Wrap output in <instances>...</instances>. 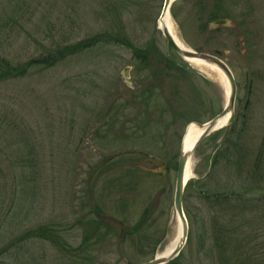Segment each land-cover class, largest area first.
<instances>
[{
    "label": "rangeland",
    "instance_id": "374dc122",
    "mask_svg": "<svg viewBox=\"0 0 264 264\" xmlns=\"http://www.w3.org/2000/svg\"><path fill=\"white\" fill-rule=\"evenodd\" d=\"M94 1L0 0V59L28 67L0 80V264H135L162 252L179 229L173 197L186 127L225 104L221 75L183 60L158 30L164 0H126L113 22L99 16L110 2ZM170 15L183 43L219 51L237 82L231 118L190 155L189 179L208 174V188L228 190L227 170L235 186L245 181L260 147L264 166V0H173ZM214 18L229 24L210 29ZM117 24L130 45L97 41L69 50ZM131 45L153 48L143 60ZM126 66L135 89L123 81ZM227 145L243 151L236 170H225L224 160L213 165ZM134 151L165 161L164 176L136 171L160 163ZM116 156L120 166L101 171L99 163ZM187 190L188 238L176 260L220 264L212 225L200 220L236 209L220 207V199L203 207ZM245 212L260 225L243 248L258 245L264 264V199L260 210ZM40 228L51 233L39 237Z\"/></svg>",
    "mask_w": 264,
    "mask_h": 264
},
{
    "label": "trees",
    "instance_id": "16d2710c",
    "mask_svg": "<svg viewBox=\"0 0 264 264\" xmlns=\"http://www.w3.org/2000/svg\"><path fill=\"white\" fill-rule=\"evenodd\" d=\"M95 0L94 2H97ZM109 1L110 3L107 7L101 8L100 15L103 16L104 19H109L110 21H114L118 15L122 12L123 9V2L126 0H105ZM113 13V14H112ZM112 14V15H110ZM109 28V27H108ZM128 37L125 34V31L121 28V25H115L113 30L107 29L106 31L102 32L98 38H94L93 41L87 40L80 42L73 47H68L69 50L73 49V51H80L85 48H89L93 46L97 41H111L117 44H127L130 45V42L127 40ZM81 47V48H79ZM67 48V49H68ZM133 51H135L136 57L146 60L149 58V53L147 51H151V48H142V47H135L131 45ZM80 49V50H78ZM145 51V52H144ZM63 53V52H62ZM61 54V53H60ZM37 62H40L37 59ZM45 61H43L44 63ZM171 67V66H169ZM174 67V65H173ZM28 67L24 65H20L19 62H11L7 58L0 59V80L6 79L9 77H17L22 76L26 73ZM175 68V67H174ZM177 72L179 74H183V72L179 68ZM182 69V68H181ZM183 70V69H182ZM230 147V148H229ZM218 153L214 156L213 165L217 164L219 160H224L227 164L225 170L234 168L236 170L237 167H234V163H241L243 151L238 150L235 146L231 148L230 145H227L225 148H219ZM226 150V153L223 154V151ZM263 148L261 147L256 152L255 157H253L251 164L249 165L248 173L245 175V181H241L236 183L233 179L234 170L228 171L227 178L225 179L227 183L230 182L231 186L228 190L224 187L220 188L221 190L217 189H210L207 185H211L210 181L213 179L211 175L200 176L196 179H189L187 182L185 191L187 187L191 190V194H189L187 190V197H196V199L203 205V207H212L214 208V202L220 199L221 203L220 207L228 209H236V211L229 212L226 216H222L221 214L218 216H211L210 219L205 220L201 218V222H209L212 225L213 234L215 236L214 247L217 250L216 257L219 258L220 264H262L260 261L261 259V248L258 245H251L249 246V251H245L243 246H247L248 242L252 240H256L258 236V228L260 225V218L256 222H252L256 219L255 215L252 219H248L246 216V210H260L262 205V200L264 199V166H263ZM107 166H105L106 168ZM140 171L139 168L136 169ZM208 178L209 183L206 184L204 179ZM248 180V183H247ZM194 192V193H193ZM255 192L258 197L252 194L254 197L251 196V193ZM228 206V207H227ZM254 214V213H253ZM238 215V219H236ZM235 217V225H233L234 220L230 219V217ZM212 221V223H211ZM142 223L138 222L131 228L129 231L130 233L133 231V228L137 229L138 226H141ZM230 225V227H229ZM249 225V228H252L250 232L245 230V227ZM240 230V235L235 234ZM49 230L44 228H40L36 231V235L39 237H44L46 234H50ZM233 235V236H232ZM236 241H238L236 243ZM232 243V246L229 248L224 243ZM246 244V245H245ZM252 254H248L249 252ZM236 260V263L234 262Z\"/></svg>",
    "mask_w": 264,
    "mask_h": 264
},
{
    "label": "water",
    "instance_id": "95a60500",
    "mask_svg": "<svg viewBox=\"0 0 264 264\" xmlns=\"http://www.w3.org/2000/svg\"><path fill=\"white\" fill-rule=\"evenodd\" d=\"M173 0H164L163 1V7L161 10V14L159 19L163 16V13H165L168 8H170V5ZM213 26L218 25H228L229 22L226 19L220 18L213 20L211 23ZM158 28L161 30L162 34L166 38V40L169 42L171 47L185 60H198L205 65H212L216 67L219 71L221 76L223 77V80L226 84V102L222 108V110L216 114L214 117H212L209 121H207L204 124H199L200 126H204L203 131L200 133V135L196 138L194 144L192 147L184 151L182 149V145L180 147L179 153H178V161H177V172H176V178H175V190H174V209L176 212V216L178 220L181 222V235L179 237L178 242L174 246L171 253H169L167 256H159L156 255L152 259H149L147 261L135 263V264H166L169 261H172L176 256H178L179 252L184 247L187 236H188V220L185 216L184 208H183V193L184 188L186 185V182L188 180V176H185L186 173V165L188 160L190 159V155L195 150L196 146L202 141V139L210 134L211 131H213L215 128L218 127L219 122L224 118L225 116H231L234 111L235 106V99H236V92H237V84L235 77L232 73V70L227 65V63L219 57L220 52L215 51V53H207V52H201L192 50L187 47L179 46L175 40L172 34L170 33L169 29L166 27H162L159 24L158 20ZM246 81L248 79V72L247 70L244 71ZM150 172L164 175V162L161 161L160 168L157 169H147ZM173 264H179L178 262H173Z\"/></svg>",
    "mask_w": 264,
    "mask_h": 264
},
{
    "label": "bare ground",
    "instance_id": "6f19581e",
    "mask_svg": "<svg viewBox=\"0 0 264 264\" xmlns=\"http://www.w3.org/2000/svg\"><path fill=\"white\" fill-rule=\"evenodd\" d=\"M159 24L162 27H166V28L169 29L170 33L174 37L175 42L179 46L188 47V46H186L183 43V41L181 40V38L178 36V34L175 31L174 23H173L171 15H170V8H168V10L165 13H163V16L159 19ZM191 63L194 64L195 66L199 67V68H202V69L215 70L216 72H218L220 74V71L216 67H214L212 65H205L204 63H202V62H200L198 60H191ZM222 79H223V77H222ZM228 120H229V116L227 115L224 118H222V120L219 122L218 126L219 127L224 126L228 122ZM203 129H204V126H199L195 122H191V123L188 124V126L186 128V131H185V134L183 136V141H182V149L184 151H187V150H189L192 147V145L194 144L196 138L200 135V133L203 131ZM190 174H191V168H190V159H189L188 162H187V165H186L185 176L189 177ZM178 223H179V229H178L177 236L173 239V241H171L166 246V248L162 252L158 253L157 255H159V256H167L173 250L174 246L178 242L179 237L181 235V222H180V220H178Z\"/></svg>",
    "mask_w": 264,
    "mask_h": 264
},
{
    "label": "flooded vegetation",
    "instance_id": "af4514ba",
    "mask_svg": "<svg viewBox=\"0 0 264 264\" xmlns=\"http://www.w3.org/2000/svg\"><path fill=\"white\" fill-rule=\"evenodd\" d=\"M223 26V25H222ZM217 28H219V26H211V28L210 29H217ZM168 67V66H167ZM129 69H130V67H128ZM126 71H128V70H126ZM128 77V78H127ZM130 77L128 76V72L127 73H125L124 72V75H123V81L125 82V84L126 85H128V87H129V89L130 88H134L135 87V85L131 82V81H129L128 79H129ZM135 89V88H134ZM92 149H94L93 147H91ZM139 154V153H138ZM140 156H141V158H150V157H147V155H144V154H139ZM146 156V157H145ZM119 162V163H118ZM120 163H122V162H120L119 160H114V159H112V157H109L108 159H105V160H102L100 163H99V166H102V167H100L101 169H103V168H105V166H107V165H110V166H112V165H117V166H120L119 164ZM124 163V162H123ZM159 163H160V161H159ZM101 171H104V169L103 170H101Z\"/></svg>",
    "mask_w": 264,
    "mask_h": 264
}]
</instances>
